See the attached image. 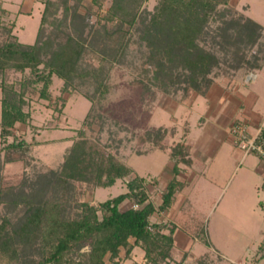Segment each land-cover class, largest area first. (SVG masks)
<instances>
[{"label":"trees","instance_id":"16d2710c","mask_svg":"<svg viewBox=\"0 0 264 264\" xmlns=\"http://www.w3.org/2000/svg\"><path fill=\"white\" fill-rule=\"evenodd\" d=\"M68 1H43L33 43L19 39L14 23L2 21L10 11L0 2V29L5 33L0 37V264H107V257L110 264H122L121 252L129 257L138 246L145 250L147 264H172L177 222L157 223L152 216L176 204L185 185L178 178L180 164L202 165L192 158L187 140L182 137L168 144L166 126L148 132L153 147L173 161V176L157 203L151 199L146 177L136 174L132 165L109 149L112 146L91 141L84 131L66 148L58 167L37 169L31 175L3 173L8 162H28L34 147L14 129L30 121L26 109L30 94L52 99L50 87L56 78L64 81L62 91L89 87L85 94L93 105L87 120L96 117L97 101L106 99L112 87L109 64L122 63L135 43L140 47L132 55L139 57L135 66L143 86H157L167 93L179 90L180 100L188 103L206 97L219 70H225L222 64L232 70L263 68L264 57L255 55L250 61L245 50L261 36L264 25L238 12L230 0H157L154 10L144 7L148 0H111L107 16L114 23L102 24L104 30L88 36L78 23L77 8L71 11ZM104 1L93 0L89 10ZM61 4L65 5L62 17ZM92 56L97 62L91 61ZM11 72L21 77L10 79ZM58 98L62 108L66 100L62 95ZM260 138L264 139L263 130ZM127 177L126 192L97 205L80 199L87 185L111 187ZM156 182L159 179L154 177ZM179 219L185 230L196 231L209 245L190 210ZM195 264L211 263L201 257Z\"/></svg>","mask_w":264,"mask_h":264},{"label":"rangeland","instance_id":"374dc122","mask_svg":"<svg viewBox=\"0 0 264 264\" xmlns=\"http://www.w3.org/2000/svg\"><path fill=\"white\" fill-rule=\"evenodd\" d=\"M43 1L0 0L10 11L2 16V21L7 25L14 23V32L21 41L35 42L45 8ZM157 2L148 0L144 7L154 10ZM90 3L93 0L68 1L71 11L77 8L81 18L78 23L85 27L88 36L99 29L104 30L102 24L114 23L107 16L111 0H105L102 5L94 4L91 10L88 7ZM230 3L238 12L252 15L264 25V0H230ZM64 8L65 5L61 4L58 11L61 17ZM0 31V37H4L2 28ZM99 39L100 36L97 41ZM139 47L136 43L131 44L129 54L122 63L112 61L109 64L108 79L112 87L106 99L97 101L93 112L96 117L87 120L93 105L85 94L89 87H70L62 91L64 81L56 78L50 87L52 99L39 93L30 94L26 105L31 114L30 121L19 124L14 132L34 143V147L28 154V162H8L3 173L27 172L31 175L37 169L47 171L49 167H58L66 148L81 137L80 131H84L91 141L112 146L109 149L132 165L136 174L146 177L151 199L159 203L167 178L173 175V161L167 153L155 149L147 135L152 129L166 126L170 133L165 142L172 144L183 137L192 144V158H198L205 164L203 167L193 165V168L180 164V179L186 182L177 194L176 204L168 211L152 216V221L157 223L177 222V245L171 258L172 264H195L201 257L211 264H264V176L260 172L264 157L240 148L232 132L223 135L219 131V115L227 108L228 102L225 96L218 101L214 99L221 91L227 93L233 90L243 99L245 110L251 109L252 105L260 117H257L255 125L254 120H244L241 117L244 113L239 111L236 113L239 121L230 126H245L253 136L259 129L264 131V66L262 69L242 67L232 70L222 64L225 70H219L215 89L209 94L214 100L197 96L188 103L180 100L179 90L167 93L157 86L151 85L150 89L143 86L140 70L135 66L139 57L132 55ZM246 47V57L250 61L255 59V55L263 58L264 30L253 44ZM97 59L92 56L91 61L97 62ZM254 73L257 79L249 81ZM9 77L20 78L21 74L11 72ZM59 95L66 100L62 108ZM154 177L159 179L156 184L153 183ZM127 179H119L111 187L87 185L80 199L97 205L126 192ZM186 209L203 227L209 245L201 240L196 231L183 227L179 217ZM164 231L169 232L168 229ZM124 254L123 250L122 264H147L145 250L140 246L135 247L129 257L124 258ZM107 264H110L108 257Z\"/></svg>","mask_w":264,"mask_h":264},{"label":"crops","instance_id":"0c3cea01","mask_svg":"<svg viewBox=\"0 0 264 264\" xmlns=\"http://www.w3.org/2000/svg\"><path fill=\"white\" fill-rule=\"evenodd\" d=\"M248 16L251 17L252 15H248ZM252 18H254V17H252ZM253 75H254L253 77L248 78L249 81H251V80L254 81L257 79V74L254 73ZM212 89L214 90L215 86ZM210 93H211V91L206 96L210 101L214 100V99H216L218 101L223 96H225V99H227V102H228L227 108H225V110L222 111V114L219 115L220 116L219 117V123H220L219 131H221V133L223 135L224 134H231V131H230L231 126L230 125L233 124L234 122L236 123L237 121H239V118L236 115V113H238L239 111L244 113L241 116V117H243L244 120H250L252 122L254 120L253 123H255V125H257V121H258L257 117L258 118L260 117V113L258 111H255L254 107L252 105H250L251 109L245 110L246 107L243 106L244 105L243 99L241 98V96L233 93V90L229 91L227 93H225V91H221L220 93L217 94V97H215L214 99H211V96L209 95ZM243 111H245V112H243ZM250 112H253L254 114H250ZM232 138H233V136H232ZM191 150H192V144H191ZM194 159H198V158H194ZM198 160H200V159H198ZM200 161L202 162L201 167H203L205 164L202 160H200ZM181 165L185 166L184 164H181ZM185 167H187V166H185ZM190 167L193 168V166H190ZM197 172L202 174V172H200V171H197ZM260 172L262 173V175H264V162H262V164H261ZM180 175H181V171H180V174L178 176L179 179H180ZM198 175H200V174H198ZM171 177H168V178H171ZM180 180L183 181L184 183L186 182L184 179H180Z\"/></svg>","mask_w":264,"mask_h":264},{"label":"built area","instance_id":"2783aa9c","mask_svg":"<svg viewBox=\"0 0 264 264\" xmlns=\"http://www.w3.org/2000/svg\"><path fill=\"white\" fill-rule=\"evenodd\" d=\"M230 131L235 135V143L246 152H257L264 157V139L260 138V129L256 135L248 133L245 126H231ZM135 207H138L136 204Z\"/></svg>","mask_w":264,"mask_h":264}]
</instances>
